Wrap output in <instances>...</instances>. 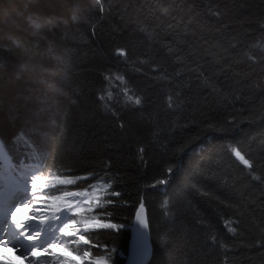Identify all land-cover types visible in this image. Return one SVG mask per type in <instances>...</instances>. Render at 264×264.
<instances>
[{"label":"trees","instance_id":"1","mask_svg":"<svg viewBox=\"0 0 264 264\" xmlns=\"http://www.w3.org/2000/svg\"><path fill=\"white\" fill-rule=\"evenodd\" d=\"M7 156L94 195L65 229L92 259L124 264L143 201L148 264H264V0H0Z\"/></svg>","mask_w":264,"mask_h":264},{"label":"rangeland","instance_id":"2","mask_svg":"<svg viewBox=\"0 0 264 264\" xmlns=\"http://www.w3.org/2000/svg\"><path fill=\"white\" fill-rule=\"evenodd\" d=\"M12 165L13 164L11 163H5L4 165L6 167L5 171L7 172V175L0 177V201L4 195H7L11 191L10 185L12 182H15V187L18 191L24 190L22 195H18L12 201V203H15L17 206L14 204L13 206H10L11 208H9L10 215L13 214L14 209H20V211H17V214L15 213L16 219L19 224L26 229L28 237H32L31 242L36 249L37 255H35V258H31L34 256L32 255L33 250L26 249L28 253L25 254V256H27L26 258L29 259V262L24 264H65L66 259L67 261L72 262V264H79L80 257L82 255H74L71 258V254L68 253V251L73 249V246L68 247V245L63 243L61 240H59V242L54 241L52 239L54 236L53 234H50V230L45 229V227H42L43 225H38L36 223V221L42 216L43 218H48L44 220L45 222L51 221V217L47 212L41 213L40 209L43 207H37L33 200L32 192L29 190L32 178L30 171L32 168L29 167L15 170L12 169ZM25 205H27V209H25ZM52 208L55 209L56 206L54 205ZM60 218L57 217L58 220ZM37 233H39V235H37ZM45 249L48 251L46 252ZM64 249H67V251ZM85 264H88V261H85Z\"/></svg>","mask_w":264,"mask_h":264},{"label":"snow or ice","instance_id":"3","mask_svg":"<svg viewBox=\"0 0 264 264\" xmlns=\"http://www.w3.org/2000/svg\"><path fill=\"white\" fill-rule=\"evenodd\" d=\"M118 57H127L128 53H127V50L126 49H117L116 50V53H115ZM118 81H120V83L123 85L126 83V80H125V77L123 75H117L115 77ZM105 80L108 81L110 80V77L109 76H105ZM125 95L127 97V100L134 103L135 105L139 106L142 101L139 97H134L133 95L129 94V90L125 89ZM107 96H108V99H111L112 98V92H108L107 93ZM101 100L104 99V96H101L100 97ZM143 151V150H141ZM235 155L243 161V163L248 166L249 168L252 167V165L250 164V162L245 159L241 153L239 151H235ZM169 171L171 172L172 169L170 168ZM36 179L37 177H33V191H35V187H36ZM257 179H259V177H257ZM59 183L61 184H64V183H67V184H72L74 183V181L72 180H61L59 181ZM161 183H164L163 181ZM111 185L105 183L104 184V188H110ZM93 191H96V189L94 188ZM86 195V192H64L63 193V197H57V196H52L50 197V199L52 200H60V199H63V198H66V197H72V198H75V197H82V196H85ZM111 195L112 196H120V193L119 192H116V191H112L111 192ZM109 204L112 203L111 200H108L107 201ZM97 206H100L99 205V199H97V201L95 202ZM89 205V207L87 209H85L82 205ZM93 204V201L91 200H77V199H68L66 200V207L64 209H60V208H57L56 209V212L60 213L62 210H66L67 212L71 213L72 216H76V215H79L81 214L82 212H85V211H94V209L91 207V205ZM140 208L141 210H143L144 208V204L143 202L140 204ZM25 209H27V205H25ZM17 211H20V209L18 208ZM138 215V218H139V213L137 214ZM12 219H13V222L14 223H17V226L20 227L21 225L17 222L16 220V216L15 214H13L12 216ZM45 219H48L47 217H44L43 219H41V223H44V220ZM52 220H56L57 219V215L54 213L53 216L51 217ZM70 222L68 224H64L63 227L60 228V232L64 235V236H69V237H78L77 240H74L73 243H82L84 245H88L90 243V240L88 238H86L85 235H80V230L77 229L76 231H65V229H69V228H75L76 226V221L74 219H71L69 220ZM140 223L143 225L144 224V221L143 220H140ZM88 225L85 226L84 228V231L87 232L88 231ZM99 227H102V228H106V229H113V228H118L119 226L116 225V224H110V223H103V224H99ZM230 232H235L236 229L233 227V228H230L229 229ZM37 235H39V233H37ZM28 239H32L31 236L28 237ZM65 251H67V249H64ZM45 251L47 252L48 250L45 249ZM33 255H37L36 253V249L33 248ZM92 257V253L89 252V251H85L83 253V255L80 257V262L79 264H85V261H88V264H108V261L105 260L103 257H97L96 259H91ZM65 264H72V262L70 261H67V259L65 260Z\"/></svg>","mask_w":264,"mask_h":264},{"label":"water","instance_id":"4","mask_svg":"<svg viewBox=\"0 0 264 264\" xmlns=\"http://www.w3.org/2000/svg\"><path fill=\"white\" fill-rule=\"evenodd\" d=\"M143 201L140 202V204ZM144 204V202H143ZM139 213V218L138 214ZM140 220L144 221L142 225ZM153 247L150 238V229L146 208H137L134 222L129 231V241L127 245V256L124 264H148L152 258Z\"/></svg>","mask_w":264,"mask_h":264},{"label":"bare ground","instance_id":"5","mask_svg":"<svg viewBox=\"0 0 264 264\" xmlns=\"http://www.w3.org/2000/svg\"><path fill=\"white\" fill-rule=\"evenodd\" d=\"M18 193L21 194L22 192L21 191H18ZM11 198L14 199V196H12ZM135 215H136V213H135ZM135 215H134V219H135ZM134 219H133V222H134Z\"/></svg>","mask_w":264,"mask_h":264}]
</instances>
